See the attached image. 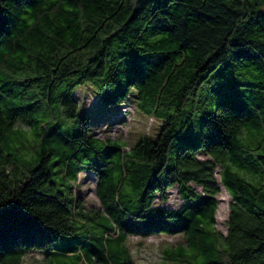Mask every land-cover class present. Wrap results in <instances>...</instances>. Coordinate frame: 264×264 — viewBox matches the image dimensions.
I'll use <instances>...</instances> for the list:
<instances>
[{
    "label": "trees",
    "instance_id": "1",
    "mask_svg": "<svg viewBox=\"0 0 264 264\" xmlns=\"http://www.w3.org/2000/svg\"><path fill=\"white\" fill-rule=\"evenodd\" d=\"M85 82L94 100L161 119L157 136L128 148L97 137L74 94ZM55 110L72 124L62 130ZM41 114L38 156L6 152L13 126ZM196 125L199 143L180 148ZM87 171L92 214L75 189ZM219 184L232 199L226 234ZM174 185L179 207L154 202ZM83 224L102 228L98 245L62 241ZM127 235H180L174 257L196 264H264V0H0V264L37 251L134 264Z\"/></svg>",
    "mask_w": 264,
    "mask_h": 264
},
{
    "label": "rangeland",
    "instance_id": "2",
    "mask_svg": "<svg viewBox=\"0 0 264 264\" xmlns=\"http://www.w3.org/2000/svg\"><path fill=\"white\" fill-rule=\"evenodd\" d=\"M74 94L78 98L79 108L87 113L92 121H96L95 126H102L100 129H95V133L100 139L109 137L112 140L120 141L126 145V148H128L144 135L155 138L159 132L162 120L154 116H149L147 113L136 108L132 103L106 104L102 100H94V98H96L94 97L95 92L93 85L90 82L77 85ZM220 99L221 97H217L215 102H218ZM213 107L214 105H211L209 108ZM122 116H124L125 119L117 121L120 120ZM46 119L47 116L41 114L38 116V121L30 125L17 122L5 138V151L18 153L20 154V157L23 158L38 156L37 151L40 148L38 132L40 131L39 129L44 128V121ZM54 121H60L62 130L68 126L66 123L72 124L70 120L64 118V116L61 113L59 114L57 110L54 111ZM197 125L195 127L196 133L193 134L189 142L177 140V145L180 148L183 146H189L190 142L192 144L199 143V127ZM47 126L49 127V124H47ZM176 154L177 152L169 154L167 164L174 163V157ZM198 157L205 158L206 155L199 153ZM217 170L218 169H216L215 175L218 178ZM242 172L247 174V178L249 177V173L245 171ZM87 173H89V175L84 174L80 179V183H75V189L76 193L79 195L80 203L83 204L84 211L88 210L87 212L92 214L100 207V205L98 198L95 196L96 177L93 174H90L89 171H87ZM219 187L220 190L216 194L218 207L215 214V227L223 234H226L229 203L232 199L221 184H219ZM58 188L62 189L61 186ZM154 202L161 204L164 207L177 208L181 205L182 199L174 185L168 188L167 199L165 201L159 200V197L157 196ZM101 232L102 228L100 227L91 230L87 224H83L77 230L76 238L63 236L61 239L62 241H66L67 238L68 241L77 244L86 240L88 244L85 247L83 246L85 249L89 246L99 244L96 236ZM116 243V238H110L107 241L110 250H115L114 246ZM123 245L128 249L126 257L129 256L134 264H196L190 262L187 258L180 257L179 255L174 257L176 251L179 250L178 247L180 245L185 246L184 239L180 235H162L160 237L148 236L146 238L127 235L123 240ZM79 246L81 247V245ZM183 250L187 251V249ZM124 258V254H121L119 257V259ZM28 259L31 260V256H28ZM75 261L76 258L73 256H56L52 259L53 264H71ZM195 262L198 263V259ZM84 263L99 264L98 262L92 263L91 259L85 260Z\"/></svg>",
    "mask_w": 264,
    "mask_h": 264
},
{
    "label": "crops",
    "instance_id": "3",
    "mask_svg": "<svg viewBox=\"0 0 264 264\" xmlns=\"http://www.w3.org/2000/svg\"><path fill=\"white\" fill-rule=\"evenodd\" d=\"M66 256H73L72 253L65 254ZM28 256H31V260L28 259ZM52 255L50 253L44 254L40 251L31 252L25 255L23 259V264H53Z\"/></svg>",
    "mask_w": 264,
    "mask_h": 264
},
{
    "label": "clouds",
    "instance_id": "4",
    "mask_svg": "<svg viewBox=\"0 0 264 264\" xmlns=\"http://www.w3.org/2000/svg\"><path fill=\"white\" fill-rule=\"evenodd\" d=\"M25 127H27V126H25Z\"/></svg>",
    "mask_w": 264,
    "mask_h": 264
}]
</instances>
